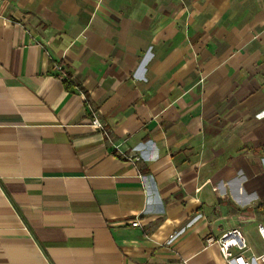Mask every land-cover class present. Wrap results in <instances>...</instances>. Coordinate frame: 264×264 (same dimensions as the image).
Masks as SVG:
<instances>
[{
    "label": "crops",
    "instance_id": "1",
    "mask_svg": "<svg viewBox=\"0 0 264 264\" xmlns=\"http://www.w3.org/2000/svg\"><path fill=\"white\" fill-rule=\"evenodd\" d=\"M260 224L264 0H0V264L252 261Z\"/></svg>",
    "mask_w": 264,
    "mask_h": 264
},
{
    "label": "built area",
    "instance_id": "2",
    "mask_svg": "<svg viewBox=\"0 0 264 264\" xmlns=\"http://www.w3.org/2000/svg\"><path fill=\"white\" fill-rule=\"evenodd\" d=\"M60 72L61 68H57ZM90 128L108 136L104 124L98 119L96 113L90 109ZM133 227L139 226L138 222L132 224ZM257 233L264 243V224L257 226ZM173 238V236H171ZM208 243H216L219 251L226 264H264V253L253 257L252 261L244 256V253L249 250L246 240L244 239L239 229H233L224 233L217 240L209 239Z\"/></svg>",
    "mask_w": 264,
    "mask_h": 264
},
{
    "label": "trees",
    "instance_id": "3",
    "mask_svg": "<svg viewBox=\"0 0 264 264\" xmlns=\"http://www.w3.org/2000/svg\"><path fill=\"white\" fill-rule=\"evenodd\" d=\"M67 82V81H66Z\"/></svg>",
    "mask_w": 264,
    "mask_h": 264
}]
</instances>
